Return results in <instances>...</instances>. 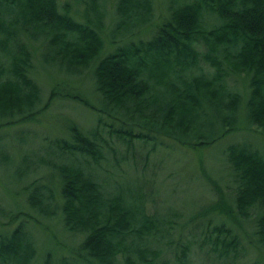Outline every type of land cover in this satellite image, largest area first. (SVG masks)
<instances>
[{
  "label": "trees",
  "instance_id": "1",
  "mask_svg": "<svg viewBox=\"0 0 264 264\" xmlns=\"http://www.w3.org/2000/svg\"><path fill=\"white\" fill-rule=\"evenodd\" d=\"M94 1L89 0L94 22L78 23L65 5L59 12L54 0H0V128L35 121L60 97L95 112L97 127L107 117L110 134L126 149L134 142L148 151L168 149L172 144L164 145L166 139L200 150L242 129L264 136V0H172L149 37L124 43L122 39L152 22V5L151 0H117L107 35L122 44L105 54ZM204 14L212 17L205 26ZM20 36L42 47L40 62L59 74L71 77L92 66L89 90L83 95L57 82L42 98L28 76L31 55ZM200 63L210 71L198 72ZM239 77L246 81V95L229 83ZM66 127L68 138L54 139L46 150L59 155L60 162L45 165L57 177L60 202L41 177L25 181L32 164L26 154L14 164L15 182L25 183L21 191L26 209L5 212L16 224L0 233V264H36L29 222L35 225L52 217L59 218L72 248L58 259L42 252L38 264H162L159 246L148 245V238L171 244L162 218L145 213L142 193L128 196L120 189L124 183L112 189L85 172L78 159L96 165L103 158L97 131L82 133L71 123ZM4 144L0 163L9 159ZM223 150L230 197H223L198 159L201 178L216 190L217 198L193 216L216 213L238 225L251 215V243L264 256V157L245 142ZM207 230L215 252L221 246L220 255L234 253L237 241L222 221L204 228L203 234ZM180 247L174 262L187 264V244Z\"/></svg>",
  "mask_w": 264,
  "mask_h": 264
},
{
  "label": "rangeland",
  "instance_id": "2",
  "mask_svg": "<svg viewBox=\"0 0 264 264\" xmlns=\"http://www.w3.org/2000/svg\"><path fill=\"white\" fill-rule=\"evenodd\" d=\"M60 12L65 5L68 15L74 21L86 22L92 20L94 22L92 10L89 8V0H54ZM117 0H95V10L100 16L99 35L103 41L102 54L112 50L119 44L109 41L108 30L113 26L115 21V9ZM172 0H151L152 7V22L142 27L137 33L132 35V38L122 39L124 43L127 39L136 41L137 39H146L152 33L153 24L159 23L163 16L167 15V5ZM187 0H178L183 3ZM172 3L171 5H173ZM93 8V6H92ZM101 14V15H100ZM212 21V17L204 14L203 24H208ZM155 26V25H154ZM23 44L26 45L31 55V70L29 75L33 82L41 90L42 98H45L47 93L53 87L54 83L59 82L60 85L69 87L71 90L83 92L89 90L90 80L92 76V66L81 70L75 75L64 76L58 73V69L53 66L44 65L40 62L41 52L43 48L37 44L24 41V36H20ZM120 42V44H122ZM101 54V55H102ZM197 71L207 73L210 71L205 67L204 63L197 66ZM64 76V77H63ZM235 82V83H234ZM232 86L241 90L243 95H246V81L242 77L239 79H231L229 82ZM84 95V94H83ZM92 110L82 107L80 103L66 99L54 98L50 105L37 115L36 120L31 123L17 124L11 127L0 128V146L2 141L4 144V154L9 157L7 162L0 163V233L9 232L15 227V221L8 220L7 211L14 212L17 208L26 209L23 197L22 184L23 182H15L16 173L14 164L20 161L23 154L28 156V160H32V164L26 173L28 174L25 181L29 179L39 178L43 183H46L52 193L54 200L60 202L58 195V187L56 175L45 164L60 162L59 155L54 149L53 154L48 151L49 142L56 138L67 139V127L69 123L78 127L82 133H93L97 131L98 143L102 146L103 158L94 165L90 162L83 164L82 159H78L81 167L85 172L94 175L101 183L102 180L108 182L107 185L121 186V191L126 194L142 193L144 198L143 208L146 214H156L162 221L164 226L169 229V238L171 244L160 243L149 239L148 245L150 248L157 247L161 250L160 257L162 264H178L174 262V252L187 244L188 251L186 255L187 264H264V256L259 250L255 249L251 239L252 223L249 219L234 225L222 215L208 214L204 217L193 216V213L202 209L208 203L214 202L217 195L215 189L206 182L199 173L198 159L201 160L205 172L210 179L215 182L219 192L223 197L229 198L228 171L222 160V155H225L223 149L232 143L245 142L250 145L251 149H255L264 157V136L260 134L246 132L245 130L236 131L222 138V140L211 148L203 147L200 150L188 149L186 147L177 146L171 141L164 139L162 143L169 146H158L157 148L148 151L144 144L132 143L133 145L126 149L125 145L120 140L111 135L109 132L110 120L105 117L104 124H98L97 116ZM241 120L242 118L239 117ZM241 126H244L242 123ZM240 126V128H241ZM24 139L19 143L16 139ZM19 140V139H18ZM223 150V151H222ZM22 161V160H21ZM46 162V163H45ZM64 164V163H63ZM44 165V166H43ZM115 182V183H114ZM27 183V182H26ZM24 186V185H23ZM129 186V187H127ZM129 189L131 192H129ZM5 217V218H2ZM58 217L51 219H40V223H31V231L34 243L37 249L36 255L32 263L38 264L42 260L43 253L48 251L53 259H58L60 256H68L71 250L72 243L70 236H67L65 231H61V224ZM168 219L171 223L168 224ZM222 224L231 229L234 239L237 241L236 249L233 254L220 255L223 251L221 246H217L215 252L212 243L210 242V231L207 230L203 234L204 228H212ZM210 224V226H207ZM252 224V225H251ZM203 234V235H202ZM66 235V238H65ZM212 236L213 233L211 234ZM77 240V237H75ZM74 239V240H75ZM167 239V240H168ZM67 243V244H65ZM220 252V254H219ZM231 252V251H230ZM228 252V253H230ZM160 262V261H159ZM165 262V263H164Z\"/></svg>",
  "mask_w": 264,
  "mask_h": 264
}]
</instances>
